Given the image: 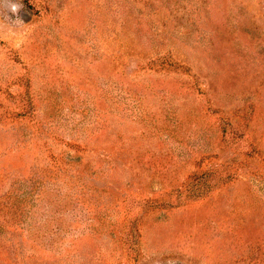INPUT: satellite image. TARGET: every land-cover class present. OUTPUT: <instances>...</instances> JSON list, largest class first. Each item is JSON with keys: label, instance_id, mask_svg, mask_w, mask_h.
I'll use <instances>...</instances> for the list:
<instances>
[{"label": "rangeland", "instance_id": "1", "mask_svg": "<svg viewBox=\"0 0 264 264\" xmlns=\"http://www.w3.org/2000/svg\"><path fill=\"white\" fill-rule=\"evenodd\" d=\"M0 264H264V0H0Z\"/></svg>", "mask_w": 264, "mask_h": 264}]
</instances>
